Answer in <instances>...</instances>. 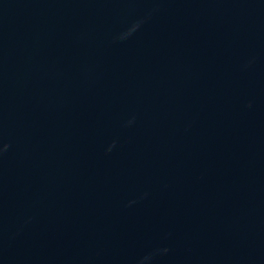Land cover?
<instances>
[{
	"label": "water",
	"instance_id": "obj_1",
	"mask_svg": "<svg viewBox=\"0 0 264 264\" xmlns=\"http://www.w3.org/2000/svg\"><path fill=\"white\" fill-rule=\"evenodd\" d=\"M0 264H264V0H0Z\"/></svg>",
	"mask_w": 264,
	"mask_h": 264
}]
</instances>
